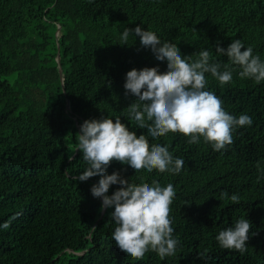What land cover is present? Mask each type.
Wrapping results in <instances>:
<instances>
[{"label": "trees", "instance_id": "1", "mask_svg": "<svg viewBox=\"0 0 264 264\" xmlns=\"http://www.w3.org/2000/svg\"><path fill=\"white\" fill-rule=\"evenodd\" d=\"M137 25L177 44L191 61L208 50L221 71L229 64L233 81L221 86L206 73V90L230 114L253 120L221 151L180 133L148 137L185 161L179 174L135 172L117 161L107 168L133 184L173 185L179 243L163 260L149 252L137 261L121 251L112 238L114 207L102 214V197L91 193L100 176L73 179L87 167L76 150L85 120L120 117L147 136L127 116L136 97L125 95L126 73L163 72L167 61L134 33L123 45L124 29ZM236 39L264 60V0H0V264H264V81L240 78L239 66L215 51ZM234 193L238 204L229 199ZM242 217L252 224L247 251L221 248L216 236Z\"/></svg>", "mask_w": 264, "mask_h": 264}, {"label": "clouds", "instance_id": "2", "mask_svg": "<svg viewBox=\"0 0 264 264\" xmlns=\"http://www.w3.org/2000/svg\"><path fill=\"white\" fill-rule=\"evenodd\" d=\"M139 36L143 48L151 49L158 61H167V70L156 67L133 68L126 73L125 95L129 93L136 99L127 107V116L136 127L147 130V136L130 130L121 118L85 120L78 132L77 140L86 169L74 180L87 181L100 176L93 184L91 193L101 198V209L113 208L110 215L116 227L112 238L118 248L133 260H142L149 252H155L161 260L175 256L178 239L174 238L171 219V205L176 192L171 183L161 186L130 183L119 170L107 174V168L113 161L129 165L135 172L153 170L159 173L179 174L184 167L182 158H174L168 146L149 143L153 139L169 133H180L188 137V143H199L200 138L210 143L215 151L227 150L234 143L233 132L253 124L247 114L236 117L227 112L223 101L214 92L206 90L210 73L221 86L233 81V69L229 64L222 65L212 61L208 50H202L198 59L182 57L177 44L162 42L158 35L145 30L140 25L125 28L121 41L127 45L129 35ZM243 49V51H242ZM217 54L227 56L231 65L240 68V78H250L256 83L264 81V60L253 55L252 47L245 48L241 40H233L227 48L216 46ZM72 155L69 156L71 160ZM259 169V162L257 163ZM120 185L111 195L110 186ZM228 194L222 193V197ZM229 199L240 203L238 194ZM3 228H8L5 222ZM252 224L248 219L240 218L234 227L219 232L216 240L223 249L236 250L241 254L247 251V241ZM256 235V232H252ZM198 253L201 258L206 255Z\"/></svg>", "mask_w": 264, "mask_h": 264}, {"label": "water", "instance_id": "3", "mask_svg": "<svg viewBox=\"0 0 264 264\" xmlns=\"http://www.w3.org/2000/svg\"><path fill=\"white\" fill-rule=\"evenodd\" d=\"M57 33V40H59V34H60V25L58 26V29L56 31ZM58 62H59V68H60V73L62 74V64H61V57H60V52H58V56H57ZM62 81L64 82V78L62 77ZM67 106L70 107V103L69 100H67ZM106 211V208L103 209L102 214H104ZM98 222V220H97Z\"/></svg>", "mask_w": 264, "mask_h": 264}]
</instances>
